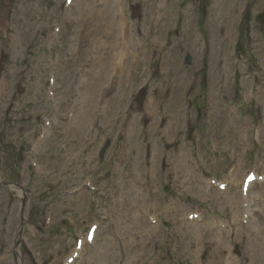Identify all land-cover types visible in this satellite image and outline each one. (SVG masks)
Segmentation results:
<instances>
[{
	"label": "rangeland",
	"instance_id": "374dc122",
	"mask_svg": "<svg viewBox=\"0 0 264 264\" xmlns=\"http://www.w3.org/2000/svg\"><path fill=\"white\" fill-rule=\"evenodd\" d=\"M210 1L206 12L209 0H0V264H67L74 255L72 264H212L213 255L214 264L255 262L241 243L260 224L252 232L235 224L225 200L240 197L247 172L264 176V0ZM241 25L251 27L249 60L236 54ZM126 41L132 49L118 67ZM99 73L98 104L114 86L101 102L105 118L100 107L78 105L82 84ZM143 87L149 97L140 106ZM70 110L76 120L88 115V126L75 129ZM180 157L188 178L174 171ZM134 163L142 171L131 177ZM238 169L234 187L222 181ZM200 177L206 185L185 186ZM139 178L149 204L143 220L116 204L122 185ZM262 185L254 184L249 211L264 228V203L255 205ZM219 222L222 240L205 233Z\"/></svg>",
	"mask_w": 264,
	"mask_h": 264
},
{
	"label": "bare ground",
	"instance_id": "6f19581e",
	"mask_svg": "<svg viewBox=\"0 0 264 264\" xmlns=\"http://www.w3.org/2000/svg\"><path fill=\"white\" fill-rule=\"evenodd\" d=\"M111 5H112V3H111ZM113 6V5H112ZM113 8V7H112ZM204 8V7H203ZM203 13V12H202ZM206 17V16H205ZM208 18V17H207ZM244 18H246V17H244ZM108 22H109V20H108ZM112 22H115V19L113 18L112 19ZM242 25H243V23H242ZM241 27H243V26H241ZM121 49V50H120ZM119 49V52L121 51V57L119 58V66L118 67H121V66H124V64H126V58H127V54H126V52H128L129 51V49H132V46L128 43V41H126L125 42V44H124V46L123 47H121ZM117 50L118 49H116V53H119V52H117ZM128 53H130V52H128ZM120 54V53H119ZM117 66V65H116ZM112 68V67H111ZM125 68L124 69H122V71L121 72H118V75H123V74H125ZM105 71H110V70H105ZM91 73V72H90ZM91 75H92V73H91ZM110 75V74H109ZM89 76H90V74H89ZM116 77V79H117V76H115ZM120 77V76H119ZM122 78V77H121ZM128 78V75H127V77H125V79H127ZM103 80V73H99V74H96V75H93L92 76V79L89 81V82H86V84L84 83V84H82V86H83V88H82V93H83V95H84V98L83 99H81V96H80V101H79V104L78 105H80L81 104V102H82V105H81V107L82 108H84V107H86L87 108V110L89 109V107H90V111L91 112H93L95 109H96V107H100V110H101V112L100 113H102L103 114V116H104V118L107 116V111H106V114H104V110H103V104H101V102H103V103H106V100H107V96H108V93H109V91H111L113 88H114V86L111 88V87H109L108 85H106L102 90H107V92H102V95H101V97H99V104H98V101H97V94H98V91H97V89H99V87L97 88L96 87V85L98 84V85H100V83H101V81ZM120 81V80H119ZM91 82V83H90ZM91 85L93 86V87H96V91L95 92H92L89 88L91 87ZM107 102H108V100H107ZM101 104V105H100ZM106 107V106H105ZM105 110H107V109H105ZM72 111L70 110L69 112H68V117L70 118H72L73 117V114L71 113ZM85 113V112H84ZM100 113H98L97 115H99ZM109 113V112H108ZM92 115V114H91ZM88 116V115H87ZM87 116H85L84 114H81L80 113V116H79V118H78V120H76V114H75V116L72 118L76 123H77V121H78V123L75 125V129H77V128H82V126H85V128L88 126V121L91 119L90 117H88L87 119V121L86 122H83V120L87 117ZM72 119H70V123L73 121ZM83 122V123H82ZM69 123V124H70ZM78 124H80L81 126H79ZM90 124V123H89ZM72 125H74V124H72ZM71 128V127H70ZM69 128V129H70ZM73 128V127H72ZM84 128V127H83ZM66 130H68V129H66ZM131 131L132 130H130L129 131V133L128 134H132L131 133ZM66 132V131H65ZM68 133H70V135L72 136L73 134H72V131H67ZM131 135H128V137H130ZM78 140V139H77ZM129 138H127V140L125 141V144H127L128 145V148H130L129 147ZM132 140H133V138H132ZM73 141H74V139H73ZM72 142V141H71ZM125 148L127 149V147L125 146ZM125 150V149H124ZM130 150V149H129ZM125 153H126V151H125ZM124 157H125V154H124ZM134 168L133 169H131V171H129L128 173H129V176H131V177H135L136 176V174H138V175H140V172L142 171V170H140V167H139V165H138V163H134ZM186 162H183L182 160H181V157H180V159L179 160H177V162L175 163V170L174 171H176V174H180V173H182L181 174V176H179V178L178 179H180V178H188V177H190L188 174H189V169H187L186 168ZM153 172V171H152ZM236 172H238V173H241L240 172V169H238V170H235L234 172H231L230 173V177L228 178V181H226V182H232V186H234L233 184H236V180H239V178H236V176H235V173ZM132 173V174H131ZM237 173V174H238ZM152 174H154V173H152ZM156 175V174H155ZM238 175H240V174H238ZM157 176V175H156ZM143 177V176H142ZM192 177V176H191ZM195 178V177H194ZM201 178V177H200ZM232 179V180H231ZM142 180V178L140 179L139 178V180H138V188H137V185H129V186H126V185H122V189H121V195H120V197H118V199L117 200H119L118 201V203L116 202V204L119 206V208H120V211H122V212H124L125 210H128V207H130L131 209L134 207L135 208V211L137 210V211H139V216H140V219H145V215H146V210H148V206H149V204H147V200H148V198L146 197V194H144L143 192H142V188L145 186V185H142V182H143V180ZM191 181H193V183H189V184H195V182L196 183H203L204 185H206V183H205V181L204 180H200V181H198V180H194V179H190ZM230 180V181H229ZM244 180V179H243ZM141 182V184L139 185V183ZM175 182V181H174ZM254 182V181H253ZM253 182H251V183H249V184H245L244 185V187H243V190H245V193H244V191H242L243 192V195L241 196L240 195V197H238V193L236 194V196H233V197H231V196H229L228 198H226V200H225V202H226V205H228V218H233V221H234V223L236 224H238V226H240V227H243L244 226V223H243V221L244 220H247L248 222H247V226L249 227V228H251V230L250 229H248V230H250V232H252V226H254V227H256L258 224H260V226L259 227H256V228H259V229H257L256 230V232H257V236H256V232H254V235L252 234V236L250 237V239H251V242H250V244H247L246 242H242L241 244L243 245V246H245V247H247V251L244 253V255L243 256H248V258L251 260V262H253V261H255V262H253V264H261V262H264V228L261 226V221H262V219H258L257 218V216L255 217V213L251 210V211H249V209L251 208V204L249 203L253 198H250V194H251V192L254 190V188L256 187V186H254V184L257 182V181H255L254 183ZM261 183L264 185V180L263 181H261ZM188 184V185H189ZM183 185V184H182ZM187 185V184H186ZM187 185V186H188ZM262 185V186H263ZM130 186H135V197L133 198V196H134V192H132V190H133V188H129ZM260 186V185H259ZM175 187V186H174ZM125 189H126V191H125ZM190 189V188H189ZM263 188H261V190L260 191H262V196H264V191L262 190ZM191 190V189H190ZM110 191V190H109ZM210 192V191H209ZM115 193V192H114ZM120 193V192H119ZM128 193V194H127ZM131 196V197H129V196ZM247 196V204H246V206L244 205L245 203H244V200H243V198L244 197H246ZM124 196V197H123ZM120 198V199H119ZM128 198H130V200H128ZM257 198V200H258V203H256L255 205H258V204H261V203H264L263 201H264V197H260L259 195L256 197ZM122 199H124V201H122ZM124 202V203H123ZM150 202H151V200H150ZM253 204H254V200H252L251 201ZM126 204H128V205H126ZM218 204L219 205H221L219 202H218ZM165 205H167V203H165L164 204V206ZM169 206V205H168ZM151 207V209H153V210H158V209H160V207H161V204L159 203V204H155L154 203V205H151L150 206ZM171 207V206H170ZM123 208V209H122ZM176 208H177V206H176ZM175 209V208H174ZM170 210V212H171V209H169ZM149 211V210H148ZM181 212V210H179V211H173V213L175 214V213H180ZM253 213V215H251L250 216V213ZM249 215V216H248ZM245 218V219H244ZM250 220V221H249ZM264 221V220H263ZM179 222V221H178ZM195 224V227L193 228V230H192V232L194 233V236H195V238H197L198 237V235H200V242H201V240L203 239V235L201 234V232L202 233H204L203 231H202V228L200 229V227L197 229V224L196 223H194ZM220 225H221V222H219V223H217V226L218 227H216V226H213V225H208L207 226V231L205 232L206 234H208V235H210V236H213L214 234H215V236H216V239H224L225 237H224V235H225V233H224V231H218V232H216V231H214L213 229H215V228H219L220 227ZM144 227V226H143ZM253 227V228H254ZM238 229H239V227H238ZM241 229V228H240ZM226 230V229H225ZM254 230V229H253ZM230 231H232V228H230ZM239 231V230H238ZM260 231V232H259ZM173 232V231H172ZM249 232V234H251ZM189 234V233H188ZM206 234L204 235V236H206ZM190 235H192V233L190 232ZM193 236V237H194ZM219 244V243H218ZM222 245H226L224 248H222V249H224L225 251L224 252H226V247H228V248H230L231 246H230V243L227 241V242H224ZM218 252L219 253H221L220 252V250H218ZM214 254V253H213ZM214 257H219L218 255H213L211 258H212V260L210 261L212 264H214V262H216L215 261V259H214ZM221 257V256H220ZM257 262V263H256ZM235 264V263H234Z\"/></svg>",
	"mask_w": 264,
	"mask_h": 264
}]
</instances>
